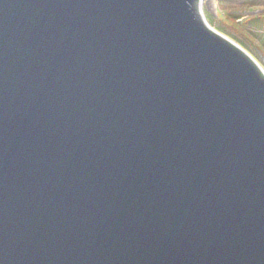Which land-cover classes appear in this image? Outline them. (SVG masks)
I'll return each instance as SVG.
<instances>
[{"label":"water","instance_id":"water-1","mask_svg":"<svg viewBox=\"0 0 264 264\" xmlns=\"http://www.w3.org/2000/svg\"><path fill=\"white\" fill-rule=\"evenodd\" d=\"M199 0H0V264H264V73Z\"/></svg>","mask_w":264,"mask_h":264},{"label":"rangeland","instance_id":"rangeland-1","mask_svg":"<svg viewBox=\"0 0 264 264\" xmlns=\"http://www.w3.org/2000/svg\"><path fill=\"white\" fill-rule=\"evenodd\" d=\"M201 8L211 28L232 39L229 33L236 35V31L232 30L231 16L239 17L236 23H239L240 26L242 24L247 30H252L250 25L244 21L250 17L264 14V0H206ZM250 33V40L244 41L250 45L251 51L246 52L264 73V33L255 30Z\"/></svg>","mask_w":264,"mask_h":264},{"label":"trees","instance_id":"trees-1","mask_svg":"<svg viewBox=\"0 0 264 264\" xmlns=\"http://www.w3.org/2000/svg\"><path fill=\"white\" fill-rule=\"evenodd\" d=\"M232 20H231V27L232 30L236 31V35H233L232 33H229V36L239 45H241L245 50L247 51H251L250 50V45L248 43H246L244 40H250L251 37V33L254 30L256 32H260V33H264V14L260 15V16H253L250 17L248 19H246L244 22L248 25H250V27L252 28V30H247L245 28V26H243L241 24V26L239 25V23H236V21H238L239 17H234L231 16ZM250 36V37H249Z\"/></svg>","mask_w":264,"mask_h":264},{"label":"bare ground","instance_id":"bare-ground-1","mask_svg":"<svg viewBox=\"0 0 264 264\" xmlns=\"http://www.w3.org/2000/svg\"><path fill=\"white\" fill-rule=\"evenodd\" d=\"M205 1H206V0H199V2H198V8H199L200 14H201V16H202L203 21L205 22V24H206L211 30H213L214 32L218 33L219 35H221V36L224 37L225 39L229 40V41L232 42L233 44L238 45L239 48H241L244 52H246L247 50H245L241 45L237 44V43H236L235 41H233L232 39H230V38H228V37L222 35V33H220L219 31H217V30L211 28V26H210L209 23H208V19L206 18L205 13H204L203 9L201 8V5H204Z\"/></svg>","mask_w":264,"mask_h":264}]
</instances>
